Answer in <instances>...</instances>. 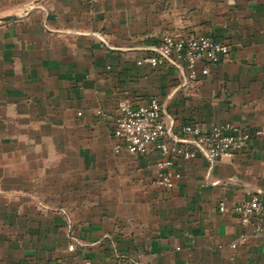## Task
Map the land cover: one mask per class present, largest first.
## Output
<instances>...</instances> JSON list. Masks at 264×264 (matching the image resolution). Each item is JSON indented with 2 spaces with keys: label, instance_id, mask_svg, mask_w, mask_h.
<instances>
[{
  "label": "crops",
  "instance_id": "obj_1",
  "mask_svg": "<svg viewBox=\"0 0 264 264\" xmlns=\"http://www.w3.org/2000/svg\"><path fill=\"white\" fill-rule=\"evenodd\" d=\"M187 33L228 43L208 75L182 84L172 65L138 63L163 35ZM151 97L174 131L264 128V0H0V162L52 142L88 192L63 204L0 184V264H264V236L217 207L264 199V136L212 167L184 162L163 189L158 152L116 151L112 135L120 101Z\"/></svg>",
  "mask_w": 264,
  "mask_h": 264
},
{
  "label": "built area",
  "instance_id": "obj_2",
  "mask_svg": "<svg viewBox=\"0 0 264 264\" xmlns=\"http://www.w3.org/2000/svg\"><path fill=\"white\" fill-rule=\"evenodd\" d=\"M228 53V43L211 33L166 34L138 63L151 67L172 65L180 72L181 83L187 84L208 75ZM173 121L155 97L138 104L123 100L118 104L112 128V135L118 141L116 151L124 149L139 154H148L153 150L158 152L154 183L167 190L172 189L182 177L184 162L200 157L212 167L219 159L231 158L248 148L253 137L264 136V128L250 132L231 122L205 130L199 122L192 121L181 124L174 131ZM217 207L220 212L236 213L243 225H252L256 235L264 236V199L259 193H252L230 206L219 200ZM231 245L234 247L236 244ZM115 264L144 263L122 259Z\"/></svg>",
  "mask_w": 264,
  "mask_h": 264
},
{
  "label": "rangeland",
  "instance_id": "obj_3",
  "mask_svg": "<svg viewBox=\"0 0 264 264\" xmlns=\"http://www.w3.org/2000/svg\"><path fill=\"white\" fill-rule=\"evenodd\" d=\"M54 151L52 142H43L20 146L14 152L17 155H4L0 162V184L4 188L19 187L23 198L51 201L57 198L63 204L85 199L88 192L84 191V177L76 162L59 161ZM58 187L62 190L55 192L54 188Z\"/></svg>",
  "mask_w": 264,
  "mask_h": 264
},
{
  "label": "trees",
  "instance_id": "obj_4",
  "mask_svg": "<svg viewBox=\"0 0 264 264\" xmlns=\"http://www.w3.org/2000/svg\"><path fill=\"white\" fill-rule=\"evenodd\" d=\"M187 34H188V33H187ZM160 40H161V38H160ZM160 40H159V42H160ZM159 42H158V43H159Z\"/></svg>",
  "mask_w": 264,
  "mask_h": 264
}]
</instances>
